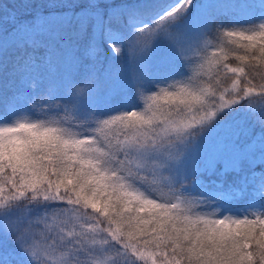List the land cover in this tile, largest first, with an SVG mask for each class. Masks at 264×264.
<instances>
[{
  "label": "snow or ice",
  "instance_id": "1",
  "mask_svg": "<svg viewBox=\"0 0 264 264\" xmlns=\"http://www.w3.org/2000/svg\"><path fill=\"white\" fill-rule=\"evenodd\" d=\"M0 264H264V0H0Z\"/></svg>",
  "mask_w": 264,
  "mask_h": 264
},
{
  "label": "trees",
  "instance_id": "2",
  "mask_svg": "<svg viewBox=\"0 0 264 264\" xmlns=\"http://www.w3.org/2000/svg\"><path fill=\"white\" fill-rule=\"evenodd\" d=\"M14 1H17V0H3V2H5V3H8L9 4V6H11V3H14ZM20 3V2H19ZM33 3L34 4H36V5H39V4H41V3H43V0H33ZM14 4H16V3H14ZM11 9V8H10ZM32 10H37V9H29L28 11H32ZM25 10L24 9H21V10H17V12L18 13H23ZM110 55V54H109ZM125 62V61H124ZM115 63V65L116 66H118V67H120V68H122L123 67V60H121V61H116V62H114ZM131 71H136V69H134V68H132V67H130L129 66V68H128V70H127V72H131ZM126 72V73H127ZM257 131L259 130L258 128L256 129Z\"/></svg>",
  "mask_w": 264,
  "mask_h": 264
},
{
  "label": "rangeland",
  "instance_id": "3",
  "mask_svg": "<svg viewBox=\"0 0 264 264\" xmlns=\"http://www.w3.org/2000/svg\"><path fill=\"white\" fill-rule=\"evenodd\" d=\"M19 2H21V0H17V1H14V3H16V4H14V3H11V6H10V8H12V7H14V6H16V5H18L19 4ZM17 10H21V9H17ZM33 11V10H32ZM123 67L121 68V70L122 71H124L125 73L127 72V70H128V68H129V65H127L126 64V62H124L123 61ZM259 131V130H258Z\"/></svg>",
  "mask_w": 264,
  "mask_h": 264
}]
</instances>
